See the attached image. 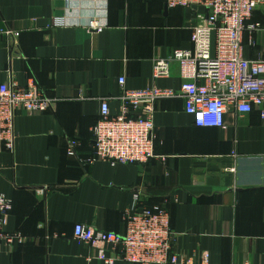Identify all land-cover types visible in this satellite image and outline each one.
<instances>
[{
	"label": "crops",
	"instance_id": "crops-1",
	"mask_svg": "<svg viewBox=\"0 0 264 264\" xmlns=\"http://www.w3.org/2000/svg\"><path fill=\"white\" fill-rule=\"evenodd\" d=\"M204 12L167 0H0V84L33 83L56 99L46 112L18 111L14 151L0 149V191L13 201L6 230L24 236L0 241V264H104L74 238V225L124 233L136 193L140 205L166 201L182 258L201 264L208 253L207 264H264V119L257 110H231L224 128H202L183 97L161 98L155 151L164 159L83 162L103 99L118 114L124 88L180 89L179 64L155 79V60L191 48ZM254 20H263L261 11ZM91 21L103 30H90ZM258 41L249 57L264 55V34ZM73 139L81 143L77 156L67 154Z\"/></svg>",
	"mask_w": 264,
	"mask_h": 264
},
{
	"label": "built area",
	"instance_id": "built-area-1",
	"mask_svg": "<svg viewBox=\"0 0 264 264\" xmlns=\"http://www.w3.org/2000/svg\"><path fill=\"white\" fill-rule=\"evenodd\" d=\"M170 7H201L191 35V48L176 49L167 58L155 60V79L169 75L172 63L179 64L182 79L179 90L157 86L130 90L120 95V111L112 114L109 101H101L99 119L94 125L93 147L85 163L107 161L111 165L146 163L160 156L155 151L154 113L161 98L183 97L185 110L202 128H224L225 114L257 110L264 119V55L252 58L248 48L259 45L264 34V0H167ZM261 11L263 21L254 20ZM61 23L59 19L55 22ZM90 30L101 31L98 21ZM14 38L18 31H8ZM121 85L125 78L120 77ZM56 99L35 84L21 85L16 80L0 84V149L13 152L16 143L15 118L18 111L46 112ZM80 141L69 142L67 154L77 156ZM79 157V156H78ZM13 201L0 191V241L22 242L24 236L6 230ZM124 233L97 230L86 223L74 225V238L95 249L94 258L104 264L123 259L131 264H196L174 251L175 234L166 201L140 205L139 194L124 215ZM111 245L108 253L106 245ZM208 253L203 263H208Z\"/></svg>",
	"mask_w": 264,
	"mask_h": 264
},
{
	"label": "trees",
	"instance_id": "trees-1",
	"mask_svg": "<svg viewBox=\"0 0 264 264\" xmlns=\"http://www.w3.org/2000/svg\"><path fill=\"white\" fill-rule=\"evenodd\" d=\"M263 21V20H262ZM98 119H99V116H98V118H97V121H98ZM97 121H96V123H97ZM95 123V124H96ZM92 140H93V132H92ZM92 143V142H91ZM162 201H159V202H157V203H161Z\"/></svg>",
	"mask_w": 264,
	"mask_h": 264
}]
</instances>
